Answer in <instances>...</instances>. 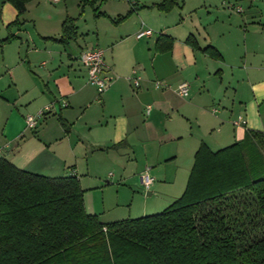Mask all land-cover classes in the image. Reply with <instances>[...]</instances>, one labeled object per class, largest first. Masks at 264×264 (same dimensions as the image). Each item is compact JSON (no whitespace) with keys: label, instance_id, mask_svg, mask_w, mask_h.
Instances as JSON below:
<instances>
[{"label":"crops","instance_id":"0c3cea01","mask_svg":"<svg viewBox=\"0 0 264 264\" xmlns=\"http://www.w3.org/2000/svg\"><path fill=\"white\" fill-rule=\"evenodd\" d=\"M32 1L19 25L13 24L16 8L0 0V156L40 175H75L86 212L99 220L111 214L90 195L112 186L102 178L116 176L135 190L147 170L153 183L146 195L169 205L183 192L201 143L217 150L247 131L264 136L259 0H247L246 7L243 0H177L169 10L153 6L162 0H131L134 9L128 0H108L96 11L78 0L77 11L65 5L38 15L28 11ZM66 18L77 35L53 40L61 38ZM142 28L152 35L136 38ZM160 34L171 38L168 50L157 48ZM189 35L195 46L186 42ZM206 46L219 56L203 51ZM94 47L103 49L111 79L100 95L79 60ZM132 70L141 78L137 89L126 79ZM155 80L169 87L155 88ZM180 82L189 85L186 97L175 92ZM49 104L50 111L27 128L25 116ZM238 117L245 123L235 124ZM141 205L144 210L157 202L141 199Z\"/></svg>","mask_w":264,"mask_h":264},{"label":"trees","instance_id":"16d2710c","mask_svg":"<svg viewBox=\"0 0 264 264\" xmlns=\"http://www.w3.org/2000/svg\"><path fill=\"white\" fill-rule=\"evenodd\" d=\"M7 1L20 25L31 0ZM79 1L97 10V0ZM76 35L66 18L53 40ZM186 42L196 45L192 35ZM170 44L158 36L159 50ZM0 264H264V136L247 131L217 150L201 143L179 197L159 213L110 222L86 212L75 175H40L0 156Z\"/></svg>","mask_w":264,"mask_h":264},{"label":"rangeland","instance_id":"374dc122","mask_svg":"<svg viewBox=\"0 0 264 264\" xmlns=\"http://www.w3.org/2000/svg\"><path fill=\"white\" fill-rule=\"evenodd\" d=\"M106 1L108 0H97L94 6H100V4L103 2L100 6L102 9L103 4ZM246 1L247 0H243V3L240 4H242L243 7H246L248 5V2ZM259 1L260 2H258L257 5L260 10L264 12V0ZM76 3H78V0H60L57 3H54L53 0H34L28 5V11L35 15H38L42 12L54 13L61 11L62 8L64 9L65 5L68 6V9L70 11H77L78 9L76 8ZM233 15L237 16L239 19H241L242 17L241 14L237 12L233 13ZM260 17L262 23H264V13ZM243 19H245L246 21L245 17ZM110 173L116 174L117 172L114 169H111ZM115 177L116 176H108L107 178H102L104 186H106L105 184H107L106 180H109L111 183H113L112 186L106 189L105 191H102L101 189H93V193L90 194L91 198L93 200H96L98 204V209L101 208L106 210V214L109 213V211L107 210H110V215L100 217V220L102 222H110L124 218H135L142 215L159 213L164 209V207L168 205L158 203L161 199H155L156 197H148L146 195V191L148 190V188H145L141 183L136 185V187L138 188H134L135 190H133L130 189V187L124 186V184L120 182V180H116ZM127 183L129 184V182ZM132 191H138L140 193V196H137L136 192L133 193ZM141 199L148 200L149 202H157V205H154L152 208H144L143 210L141 205ZM139 202L140 204H138Z\"/></svg>","mask_w":264,"mask_h":264},{"label":"built area","instance_id":"2783aa9c","mask_svg":"<svg viewBox=\"0 0 264 264\" xmlns=\"http://www.w3.org/2000/svg\"><path fill=\"white\" fill-rule=\"evenodd\" d=\"M132 3L131 0H128ZM152 35V30L150 28H142L136 33V38H141L144 36ZM79 60L85 66L87 72V81L92 84L98 95L102 94L108 87L110 83V77L106 74V63L104 60V51L100 47H94L83 50L79 55ZM129 83L134 89H137L140 85V76L136 70H132L131 74L126 77ZM155 88H164L169 87L168 84L163 83L160 80L154 81ZM175 92L182 97H186L189 94V85L187 82H180L176 88ZM62 105H66V102L63 100ZM52 104L45 105L35 114H27L25 116V125L27 128H34L37 124L38 119L42 118L46 112H49ZM150 110V105L146 107V112ZM213 112H216V108H212ZM235 124L245 123V121L238 117L234 121ZM142 183L145 188H149L153 183V177L145 170L142 173Z\"/></svg>","mask_w":264,"mask_h":264}]
</instances>
